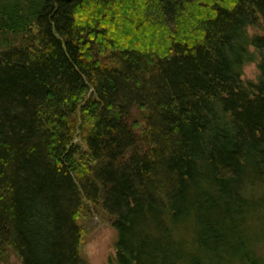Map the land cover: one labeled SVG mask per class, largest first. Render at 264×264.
I'll return each mask as SVG.
<instances>
[{
  "label": "trees",
  "instance_id": "obj_1",
  "mask_svg": "<svg viewBox=\"0 0 264 264\" xmlns=\"http://www.w3.org/2000/svg\"><path fill=\"white\" fill-rule=\"evenodd\" d=\"M98 206L117 264H264V0H0V264Z\"/></svg>",
  "mask_w": 264,
  "mask_h": 264
},
{
  "label": "rangeland",
  "instance_id": "obj_2",
  "mask_svg": "<svg viewBox=\"0 0 264 264\" xmlns=\"http://www.w3.org/2000/svg\"><path fill=\"white\" fill-rule=\"evenodd\" d=\"M184 29H180V37L185 35H183L185 32ZM248 33L252 39L262 35L263 31L261 27L258 26L249 28ZM161 35L163 42L166 38V34L163 35V33H161ZM258 64L259 60L257 58L254 63L244 68L242 80L245 86L258 83L260 76ZM78 222L79 226L83 229L80 254L85 264H117V232L113 226V218L107 216L102 207L98 206L96 210L90 214L89 218L80 219ZM3 264L22 263L12 251L8 250Z\"/></svg>",
  "mask_w": 264,
  "mask_h": 264
}]
</instances>
